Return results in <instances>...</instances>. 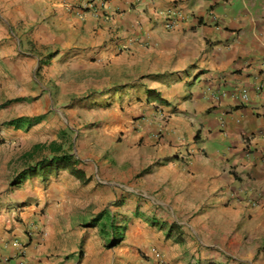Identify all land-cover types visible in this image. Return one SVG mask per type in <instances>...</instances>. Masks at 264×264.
<instances>
[{"label": "crops", "instance_id": "crops-1", "mask_svg": "<svg viewBox=\"0 0 264 264\" xmlns=\"http://www.w3.org/2000/svg\"><path fill=\"white\" fill-rule=\"evenodd\" d=\"M89 1L98 17L78 9ZM174 8L183 15L172 13L175 25L167 28L163 12ZM66 58L80 60L97 81L135 75L144 88L149 78L147 89L159 94L153 103L168 111L165 119H140L130 131V139L144 142L138 162L123 142L112 143L107 154L79 150L78 167L91 177L85 188L68 170L44 174L40 164L51 152L34 150L49 144L50 124L33 122L52 101L44 84L61 75L55 66ZM260 83L264 0H0V142L28 144L25 150H3L0 143V264H157L158 252L168 264H220L206 262L203 250H222L229 224L213 232L218 238L212 244L201 236L218 228L224 213L232 223L246 224L234 240L242 243L248 227L264 254V89H255ZM245 89L249 101L235 93ZM21 120L31 122L33 133H26ZM107 131L112 140L119 133L115 125ZM133 169L144 172L138 188L115 179L123 174L127 180ZM106 171L107 183L99 179ZM115 188L152 198V206L167 210L169 223L185 216L187 236L169 237L160 226L167 217L157 221L155 208L106 229L93 209H79L91 208L93 192L98 200L117 194ZM229 190L242 191L239 203L228 205ZM254 201L256 206L249 204ZM204 207L218 210L207 213ZM93 221H99L95 228ZM126 225L129 230L117 240L115 228Z\"/></svg>", "mask_w": 264, "mask_h": 264}, {"label": "rangeland", "instance_id": "rangeland-1", "mask_svg": "<svg viewBox=\"0 0 264 264\" xmlns=\"http://www.w3.org/2000/svg\"><path fill=\"white\" fill-rule=\"evenodd\" d=\"M87 3L88 2L79 3L77 6L87 5ZM80 6L78 8H80ZM83 10L87 11V9ZM96 11L97 10L93 9L92 13L98 17ZM81 65L80 60H72L71 58L60 60V63L55 67L60 70L61 75L58 76L57 73L54 75V79H56L55 82L61 79L59 88H57L54 81H49L48 84H44L49 88L52 101L47 109L44 108V113L35 117V121L33 122L39 123L44 120L46 124H50L51 128L50 131H48L49 137H47L49 139L48 143L51 144L56 141L62 144L65 150H72L75 155V160L78 161L79 165L81 163L79 159V150H84V153L93 152L95 155L99 154L101 150H106V152L103 151V154H107L109 150H112L111 144H117L118 142L125 143L126 146L130 148L128 151H130L131 160L138 162V158H140L138 155L145 152V150H141L144 149V147L141 146L144 145V142L142 139L139 142L137 139H130L135 137L130 131L137 128L136 125L139 123L140 119L152 118L156 115L162 116L163 119H165L168 114L165 107H159L153 103L156 102L155 92L152 89H147L149 84L152 85L151 81H149V78H145L147 86L143 88L139 85V78H136L135 75L121 76L119 74H113L109 76V78H106L103 72L101 73L105 78L102 79L100 77L101 80L97 81L99 77L97 76L98 78H95V76H93V70L90 71V69H85V67ZM111 70L113 72L119 71L118 68H112ZM44 76L45 75L39 72L37 74L35 72L34 74V77L42 78L43 80L45 79ZM126 82L131 87L126 88L122 85ZM150 96L153 98H149ZM149 99H151V101H149ZM19 125L23 126L27 134L33 133L31 122L21 120ZM110 125L117 126V131L119 132L114 136L113 140L107 131ZM35 134L39 136V140H46L45 137H40V132H36ZM0 143H3V150H25L26 147H28V144L24 143L23 140ZM41 150L49 149L44 147ZM121 151L122 150H117L119 153H121ZM82 164H84V161H82ZM84 166H87V164ZM143 173V171L133 169L129 173L127 180H125L126 176H123V174L116 175L115 179H118V181L126 185L127 188L135 189L138 188V183ZM107 174H109L108 171L99 175V179L103 182L110 181L111 178L106 176ZM106 183L104 184L107 185ZM86 184L87 183L83 182L82 187L85 188ZM139 187L141 188V186ZM113 192L117 194L113 195L112 193H108V196L101 194L98 200L96 199V194L93 192L91 208L90 206L82 208L83 205L80 204L79 209L82 211L93 209V216L97 218L98 215H101L103 221L107 223L106 225H102L103 229H106L108 227H116V224L121 218L130 220L139 219V217L143 218L147 213L151 212V208H155L152 212L156 215L157 221H163L162 217L164 215L167 217L166 221H163L165 226L164 229L170 230V227L173 226L171 232L173 236L177 237L180 241L183 238V234L187 236V234H185V227H187L185 222H187L188 219L185 216L177 220L183 222L182 224L175 220L169 223L170 216H167V210L161 205L156 207L154 204L152 206L150 204L152 198H145L142 195H136L134 192H127L125 188H115ZM140 193L143 194V192ZM118 194L121 196L118 197ZM84 200L86 199H83V201ZM230 201H232L233 204L239 203V201L234 202V200H229L227 201L229 203L228 205H231ZM205 209L207 213L209 211L217 213L215 211L218 210H211L209 207H204L203 210ZM209 215L213 214L210 213ZM223 216H220L218 219V228L212 226L211 229L205 231L206 233L204 232V235L201 237H203V242L205 244H209L208 242L212 244L216 238H218L213 232L218 229L219 232L222 226L226 228L229 224V228L227 227L229 240L226 242L225 246L222 243V250L218 247H205V250H203L204 257H206L204 258L206 259L205 261L209 262L210 260H216L217 262L219 261L220 264H264V254L260 250L261 243L259 239L250 235L247 227V231L243 233L245 237L241 239L242 243L237 241V239L234 240L235 233H241V227L246 224L232 223L227 213H224ZM112 218H114V223L112 222ZM209 219L210 217L208 220ZM155 220L156 219L153 221ZM95 224H99V221H93V228H95ZM100 226L101 225H99V227ZM126 226L127 227L118 226L115 228L116 231L120 233L116 234L117 236L115 238L117 240L119 237L124 236V233L129 230L128 226L130 225ZM106 233L108 234L103 233V235L107 236L108 239L112 237L110 231H106ZM109 243H112V238L109 239ZM196 243L197 242H195V244ZM216 243L221 245L219 242ZM196 253L201 256V251H196ZM194 256L195 259H197V256Z\"/></svg>", "mask_w": 264, "mask_h": 264}, {"label": "trees", "instance_id": "trees-1", "mask_svg": "<svg viewBox=\"0 0 264 264\" xmlns=\"http://www.w3.org/2000/svg\"><path fill=\"white\" fill-rule=\"evenodd\" d=\"M44 147L50 150L51 157L44 159L41 162V171L44 174H51L54 171L64 169L71 172L76 178L84 183H88L91 177H88L84 170L78 167L79 163L75 160V155L72 150H65L64 146L59 142H52L51 144L41 145L38 144L34 147V150H41ZM156 223V222H154ZM161 228H164V224H160ZM173 226L170 227L169 237L172 235Z\"/></svg>", "mask_w": 264, "mask_h": 264}, {"label": "built area", "instance_id": "built-area-1", "mask_svg": "<svg viewBox=\"0 0 264 264\" xmlns=\"http://www.w3.org/2000/svg\"><path fill=\"white\" fill-rule=\"evenodd\" d=\"M80 8H78V9L82 10V11H84L83 9H87V11H89V10L93 11V9L96 10L95 5L93 4V2H90V1L87 3V5L85 4V5L80 6ZM163 13H164V15H166V27L167 28H172L175 25L174 24V20L171 17L172 13H174V15H183L182 12L180 11V9H176V8L168 10V11L163 12ZM257 90H261L262 91L263 90V86L259 85L257 87ZM248 96H249V94L247 92H244L243 98L244 99H248ZM247 139L250 140L249 137H247ZM228 192L229 193H228L227 197L229 199H232V200L238 201L239 198L242 196V194L240 193L242 191L229 190ZM256 204H257V202L254 201L253 205L256 206ZM15 246H17L18 249L20 250V256H24L25 250L21 247V244L19 242H17V243L15 242ZM157 259H158L157 264H168L166 259H165V257L161 253H157ZM4 262L7 263L8 259H6Z\"/></svg>", "mask_w": 264, "mask_h": 264}, {"label": "clouds", "instance_id": "clouds-1", "mask_svg": "<svg viewBox=\"0 0 264 264\" xmlns=\"http://www.w3.org/2000/svg\"><path fill=\"white\" fill-rule=\"evenodd\" d=\"M263 86V89H264V83H260V84H258L256 87H255V89L257 90V87L258 86ZM257 91H261V90H257ZM263 91V90H262ZM261 91V92H262ZM244 92H247L248 94H249V96H248V99H244L243 98V94H244ZM235 93H237V94H240L239 96H241V98H242V100H244V101H249V99H250V93H249V91L247 90V89H245V90H242V92L241 93H238V92H235ZM227 95V94H226ZM249 137V136H248ZM228 198V197H227ZM227 200H232V199H227ZM234 202H237L236 200H234ZM249 204H251L252 206H254L251 202L249 203ZM158 253H161V252H158ZM162 254V253H161ZM164 256V255H163ZM166 259V258H165ZM166 261H167V259H166ZM167 263H168V261H167Z\"/></svg>", "mask_w": 264, "mask_h": 264}]
</instances>
